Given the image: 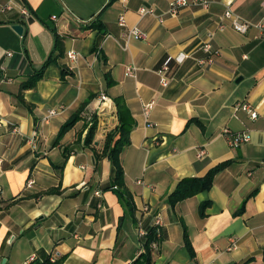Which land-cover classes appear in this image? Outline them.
I'll return each mask as SVG.
<instances>
[{
	"label": "crops",
	"instance_id": "obj_1",
	"mask_svg": "<svg viewBox=\"0 0 264 264\" xmlns=\"http://www.w3.org/2000/svg\"><path fill=\"white\" fill-rule=\"evenodd\" d=\"M109 1L0 0V264H132L143 251L141 232L152 227L161 234L154 264L249 258L248 264H264V34L253 26L240 34L223 18L229 8L241 20L264 24V0H206V7L177 14L169 13L173 0ZM141 8L151 12L141 15ZM92 20L104 30L85 29ZM133 28L146 38L129 36ZM205 43L216 53L200 65ZM50 56L57 58L35 87L19 91ZM162 66L165 87L157 73ZM100 94L108 102L100 105ZM115 97L133 123L120 154L133 215L112 191L100 190L111 170L102 151L118 124ZM244 102L255 119L236 106ZM83 103L82 119L55 144ZM49 110L56 113L48 116ZM87 112L98 122L89 145ZM225 130L246 132L250 140L231 147ZM225 161L209 191L174 207L166 202L179 180L202 177ZM204 201L210 205L199 217ZM184 227L194 257L184 246Z\"/></svg>",
	"mask_w": 264,
	"mask_h": 264
},
{
	"label": "trees",
	"instance_id": "obj_2",
	"mask_svg": "<svg viewBox=\"0 0 264 264\" xmlns=\"http://www.w3.org/2000/svg\"><path fill=\"white\" fill-rule=\"evenodd\" d=\"M114 0H110L109 3H112ZM48 28L54 35L55 45L54 49L61 50V41L54 27L48 25ZM85 29L87 30H96L98 32H102L104 30L103 24L98 20H92L88 24L85 25ZM54 50V51H55ZM61 51H59V54ZM57 56H50L45 62L42 64L41 68L34 72L32 75L27 78L26 81L20 84L19 91H24L27 89H32L35 87L37 81L42 78L44 69L51 63L54 62ZM105 80L107 86L112 84V80L109 78L108 74H105ZM114 105L116 107V115L118 118L117 126L106 133L104 144H103V154L109 156L111 170L108 181L101 186L100 190L102 192L112 191L120 203L121 206L128 209L131 214H134V203L132 194L127 190L124 183V172L120 159V154L124 147L128 145L129 133L132 130L133 123L129 119L128 110L123 102V100L119 97H115ZM87 103H83L78 110L69 118L67 122H65L59 129L57 136L55 138L54 143H58L63 134L71 129L74 124L82 119V113L85 110ZM97 118L93 116L91 122H86L85 129L87 130L84 144H91L95 130L97 128ZM64 160H66L67 156L63 155ZM95 161H97L96 156H94ZM229 162H222L215 167L208 170V172L202 177H187L179 180L174 188V190L167 196L166 202L174 207L177 203L184 201L188 198H191L199 193L207 192L211 189L213 185V180L215 175L221 171ZM255 191L251 192L246 199L250 198L254 195ZM246 200L241 203V206L234 215H240L244 211ZM210 202L204 201L199 205V217H204L207 207H209ZM161 234L160 230L157 227H152L145 232L143 236V251L135 258L132 264H154L153 262V254L158 250V243L160 242ZM183 243L187 251L189 252L191 257H194V251L192 249L190 240L188 238L187 230L184 227L183 229ZM153 245L155 247L153 248ZM157 248V249H156ZM254 258H249L241 264H248L252 262ZM261 261L264 262V251L261 256Z\"/></svg>",
	"mask_w": 264,
	"mask_h": 264
},
{
	"label": "built area",
	"instance_id": "obj_3",
	"mask_svg": "<svg viewBox=\"0 0 264 264\" xmlns=\"http://www.w3.org/2000/svg\"><path fill=\"white\" fill-rule=\"evenodd\" d=\"M193 5H200L202 7H206L208 5V2L206 0H173L170 4L169 13L170 14H177L180 9L185 8L187 6H193ZM4 8L10 9L11 6L6 5ZM139 12L141 15H144V14L150 13L151 11L147 10L145 8H141L139 10ZM20 13L25 17L28 16V12L25 8H21ZM223 18L226 20H229L232 28L240 34H245L249 30V28L252 26L259 29L262 32V34H264V24L252 25L249 22L241 20L239 17L233 15L232 11L229 8H227L224 11ZM119 24L123 25L122 17L119 18ZM217 29L219 31L224 30L223 21L219 22V24L217 25ZM128 35L135 38V39H145L146 38V34L140 32L136 28L129 30ZM202 51L207 53V57L205 59H199L198 64L203 65V64L211 63L213 61L212 53L215 54L216 52L211 51L210 45L208 43L203 44ZM7 55L10 56L11 53H7ZM67 57L70 60H75V59H77V54L75 52H68ZM167 71H168L167 66H162L160 69L157 70V73L160 77V83L164 87L167 86V84H168ZM127 72H128V74H131V69H127ZM108 100L109 99L107 98L106 95L100 94V96H99L100 105L105 101L108 102ZM236 106L241 108L243 111H246L249 114L251 119L256 118L257 114L254 110H252V108L250 107L249 104L244 102V103L236 104ZM150 108H151V104H148L145 106V108H144L145 116H148ZM55 113L56 112L54 110H49L48 116L54 115ZM94 115L92 112H87L85 114L86 121L91 122ZM225 135H226L227 141L231 147H237L240 144H243V143L248 142L250 140L249 135L246 132L232 133V132H229L228 130H225ZM200 155H202V152H200ZM0 163H1V159H0ZM31 184H32V182H30V181L27 182V186H30ZM95 193L98 194V192H95ZM155 224L156 225L159 224L158 219H157ZM144 235H145V232H141V236H144ZM154 247H155V245H153V248Z\"/></svg>",
	"mask_w": 264,
	"mask_h": 264
},
{
	"label": "water",
	"instance_id": "obj_4",
	"mask_svg": "<svg viewBox=\"0 0 264 264\" xmlns=\"http://www.w3.org/2000/svg\"><path fill=\"white\" fill-rule=\"evenodd\" d=\"M12 29H13L17 34H19V35L22 34L23 28H22V26L19 25V24H15V25H13V26H12ZM240 79H241V78H238V79L236 80V82H238Z\"/></svg>",
	"mask_w": 264,
	"mask_h": 264
}]
</instances>
